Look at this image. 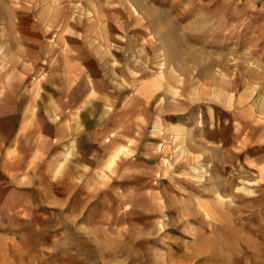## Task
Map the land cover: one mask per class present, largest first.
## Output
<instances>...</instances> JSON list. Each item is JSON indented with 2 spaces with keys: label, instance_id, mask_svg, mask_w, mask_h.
Returning <instances> with one entry per match:
<instances>
[{
  "label": "rangeland",
  "instance_id": "374dc122",
  "mask_svg": "<svg viewBox=\"0 0 264 264\" xmlns=\"http://www.w3.org/2000/svg\"><path fill=\"white\" fill-rule=\"evenodd\" d=\"M61 45L92 55L129 144L4 185L0 264H264V142L239 118L264 112V1L0 0V74Z\"/></svg>",
  "mask_w": 264,
  "mask_h": 264
},
{
  "label": "crops",
  "instance_id": "0c3cea01",
  "mask_svg": "<svg viewBox=\"0 0 264 264\" xmlns=\"http://www.w3.org/2000/svg\"><path fill=\"white\" fill-rule=\"evenodd\" d=\"M42 45L45 46L36 45V49L48 47V44ZM57 49L54 58L45 57L38 51L33 58L21 51L11 52L12 68L0 74V192L4 185L24 183L33 169L51 168L55 164L61 167L67 161L80 160L83 144H129L125 132L130 128V116L124 117L129 112L127 108L116 114L112 112L107 97L112 95L106 93L105 76L100 71L95 75L92 73V70L96 71L92 55L68 50L63 45ZM98 66L96 63L95 67ZM139 89L142 96L155 93L149 88ZM127 98L118 97L113 101L120 105ZM239 101L243 103L242 99ZM241 107L240 120L247 121L254 128L260 127V132L252 135L250 142H245L243 137L240 142L257 146L264 142V112L249 104ZM92 111L99 117L92 115ZM120 115L123 125L118 119ZM98 119L103 120L104 126L91 124ZM85 127L100 129L99 141L84 142V136L89 139L84 133ZM235 129L237 137V124ZM115 138L122 141L115 142ZM112 150L111 159L122 151L120 147Z\"/></svg>",
  "mask_w": 264,
  "mask_h": 264
}]
</instances>
